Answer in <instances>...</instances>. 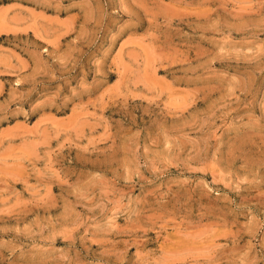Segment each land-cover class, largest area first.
Here are the masks:
<instances>
[{
	"label": "rangeland",
	"instance_id": "374dc122",
	"mask_svg": "<svg viewBox=\"0 0 264 264\" xmlns=\"http://www.w3.org/2000/svg\"><path fill=\"white\" fill-rule=\"evenodd\" d=\"M0 264H264V0H0Z\"/></svg>",
	"mask_w": 264,
	"mask_h": 264
}]
</instances>
